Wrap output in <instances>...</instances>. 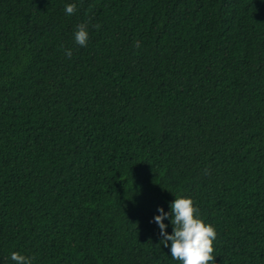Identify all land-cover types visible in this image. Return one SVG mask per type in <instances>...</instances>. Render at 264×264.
<instances>
[{
  "label": "trees",
  "instance_id": "trees-1",
  "mask_svg": "<svg viewBox=\"0 0 264 264\" xmlns=\"http://www.w3.org/2000/svg\"><path fill=\"white\" fill-rule=\"evenodd\" d=\"M179 197L264 264V0H0V264H182Z\"/></svg>",
  "mask_w": 264,
  "mask_h": 264
},
{
  "label": "clouds",
  "instance_id": "clouds-1",
  "mask_svg": "<svg viewBox=\"0 0 264 264\" xmlns=\"http://www.w3.org/2000/svg\"><path fill=\"white\" fill-rule=\"evenodd\" d=\"M77 11L75 3L68 4L65 12L72 15ZM95 27L99 29L100 25ZM76 44L84 47L89 40V32L86 24H79L74 34ZM139 47V42H136ZM65 54L71 56V50L66 49ZM171 211L165 212L161 207L158 209L160 215L154 217L155 223L160 229V235L163 238L161 244L169 246L171 257L174 260L181 261L182 264H215L213 256V242L217 238V232L213 225L206 224L199 215V209L194 206L191 198H175L170 205ZM166 218H170L173 226L172 234H168L164 223ZM11 259L15 264H32L35 257H27L19 252H13Z\"/></svg>",
  "mask_w": 264,
  "mask_h": 264
}]
</instances>
